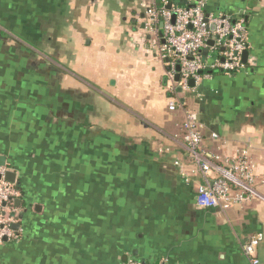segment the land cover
I'll return each instance as SVG.
<instances>
[{
	"label": "crops",
	"instance_id": "0c3cea01",
	"mask_svg": "<svg viewBox=\"0 0 264 264\" xmlns=\"http://www.w3.org/2000/svg\"><path fill=\"white\" fill-rule=\"evenodd\" d=\"M204 1L245 20L250 55L185 89L148 25L161 0H0V157L23 189L0 264H250L242 245L264 235V0ZM185 110L211 162L247 155L258 196L197 207Z\"/></svg>",
	"mask_w": 264,
	"mask_h": 264
},
{
	"label": "built area",
	"instance_id": "2783aa9c",
	"mask_svg": "<svg viewBox=\"0 0 264 264\" xmlns=\"http://www.w3.org/2000/svg\"><path fill=\"white\" fill-rule=\"evenodd\" d=\"M148 25L152 32H163L159 54L162 60H169L167 78L170 86L188 88L191 80L200 81L210 72L221 71L234 75L245 69L243 54L250 50L248 31L243 18L210 16L205 12V1H197L189 7H181L170 0H161L157 7L146 11ZM214 41V45L208 43ZM208 50L204 55L203 51ZM178 64L181 70L177 71ZM177 74L180 80L176 81ZM182 103L175 96L168 109L174 112ZM182 106V105H181ZM183 137L188 154L192 157L204 177L196 194V205L203 210L220 209L225 212L233 205L258 196L254 188L253 166L246 154L235 162L217 165L202 151L203 132L198 116L185 110ZM214 138H217L214 135ZM179 164V163H178ZM8 166H0V243L18 240L20 235L12 227V216L16 200L21 192L16 183L7 179ZM216 174L212 177L211 174ZM187 180V178H186ZM264 241V235L255 234L242 245V252L250 264H264L257 250ZM128 264H144L131 260Z\"/></svg>",
	"mask_w": 264,
	"mask_h": 264
},
{
	"label": "water",
	"instance_id": "95a60500",
	"mask_svg": "<svg viewBox=\"0 0 264 264\" xmlns=\"http://www.w3.org/2000/svg\"><path fill=\"white\" fill-rule=\"evenodd\" d=\"M160 35L163 36V32L162 31L160 32ZM208 44L210 46H212V45H214V41H210ZM203 54L207 55L208 54V50H204ZM249 55H250V53H249L248 50L244 52V54H243V63L244 64H246L248 62ZM180 70H181V67H180V64H178L177 71L180 72ZM179 80H180V75L177 74L176 81H179ZM194 83H195L194 80L190 81V85L191 86H193ZM5 165H6V158L2 156V157H0V166H5ZM7 179H8V181H10L12 183H17V173L15 171H11V170L8 171ZM15 203H16V205H19L21 203V200L17 199ZM15 215H16L15 213L12 214V216H15ZM12 227L14 229H19L20 225L19 224H13ZM4 241H7V239L5 238Z\"/></svg>",
	"mask_w": 264,
	"mask_h": 264
},
{
	"label": "trees",
	"instance_id": "16d2710c",
	"mask_svg": "<svg viewBox=\"0 0 264 264\" xmlns=\"http://www.w3.org/2000/svg\"><path fill=\"white\" fill-rule=\"evenodd\" d=\"M16 185H17L18 189L20 190V192H21V194H22V192H23V189H22L21 180H19V182H18V183H16ZM22 196H23V194H22ZM11 206H12L13 208H15V204H14V203H13V204H11ZM17 232H18V231H17Z\"/></svg>",
	"mask_w": 264,
	"mask_h": 264
}]
</instances>
